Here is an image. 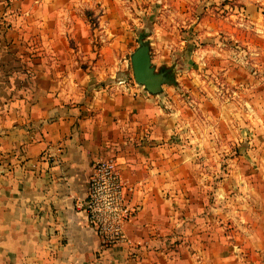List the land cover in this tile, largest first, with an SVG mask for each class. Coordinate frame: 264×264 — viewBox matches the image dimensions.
<instances>
[{
  "label": "crops",
  "instance_id": "1",
  "mask_svg": "<svg viewBox=\"0 0 264 264\" xmlns=\"http://www.w3.org/2000/svg\"><path fill=\"white\" fill-rule=\"evenodd\" d=\"M0 20V264H264V180L233 203L193 121L116 80L136 50L119 0H0ZM102 158L136 208L130 245L88 224Z\"/></svg>",
  "mask_w": 264,
  "mask_h": 264
},
{
  "label": "rangeland",
  "instance_id": "2",
  "mask_svg": "<svg viewBox=\"0 0 264 264\" xmlns=\"http://www.w3.org/2000/svg\"><path fill=\"white\" fill-rule=\"evenodd\" d=\"M119 6L135 49L139 39L149 41L157 70L175 79L164 86L168 110H180L201 132L200 145L213 148L215 182L223 168L232 170L237 203L245 177L264 180V0H119ZM95 15L88 18L97 29ZM131 54L121 53L128 62L116 80L134 82ZM221 185L214 186L222 193Z\"/></svg>",
  "mask_w": 264,
  "mask_h": 264
},
{
  "label": "built area",
  "instance_id": "3",
  "mask_svg": "<svg viewBox=\"0 0 264 264\" xmlns=\"http://www.w3.org/2000/svg\"><path fill=\"white\" fill-rule=\"evenodd\" d=\"M0 20V33L3 30ZM129 189L112 159H99L92 168L84 209L88 224L104 246L128 244L125 226L136 213Z\"/></svg>",
  "mask_w": 264,
  "mask_h": 264
},
{
  "label": "water",
  "instance_id": "4",
  "mask_svg": "<svg viewBox=\"0 0 264 264\" xmlns=\"http://www.w3.org/2000/svg\"><path fill=\"white\" fill-rule=\"evenodd\" d=\"M138 43V48L130 56L134 82L149 95L163 98L164 86L175 85V79L168 70H157L149 41L139 39Z\"/></svg>",
  "mask_w": 264,
  "mask_h": 264
}]
</instances>
